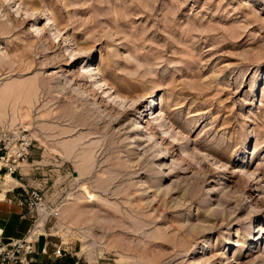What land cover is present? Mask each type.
Instances as JSON below:
<instances>
[{
    "label": "rangeland",
    "instance_id": "rangeland-1",
    "mask_svg": "<svg viewBox=\"0 0 264 264\" xmlns=\"http://www.w3.org/2000/svg\"><path fill=\"white\" fill-rule=\"evenodd\" d=\"M21 122L0 199L40 188L82 264H264V0H0V138Z\"/></svg>",
    "mask_w": 264,
    "mask_h": 264
},
{
    "label": "built area",
    "instance_id": "built-area-1",
    "mask_svg": "<svg viewBox=\"0 0 264 264\" xmlns=\"http://www.w3.org/2000/svg\"><path fill=\"white\" fill-rule=\"evenodd\" d=\"M34 146V137L30 127L21 122L13 131L5 132L0 138V173L17 175L29 159ZM25 193L20 197L18 204L26 208L29 212L38 215L58 217V206L46 202L44 193L38 187L25 188ZM36 228V227H35ZM33 229L25 237L12 239L5 242L0 237V264H20L22 256H26L34 251L35 237L38 233ZM56 254L62 255V249L57 248Z\"/></svg>",
    "mask_w": 264,
    "mask_h": 264
},
{
    "label": "crops",
    "instance_id": "crops-1",
    "mask_svg": "<svg viewBox=\"0 0 264 264\" xmlns=\"http://www.w3.org/2000/svg\"><path fill=\"white\" fill-rule=\"evenodd\" d=\"M3 196L0 199V237L5 242L25 237L34 229L30 215L24 207L8 199L7 193ZM39 228H42L39 229L41 235L35 237L34 251L22 256L20 264H82V255L72 251L71 245H64V241L60 243L58 235L49 232V228H44V225ZM57 248L62 249V255L56 254Z\"/></svg>",
    "mask_w": 264,
    "mask_h": 264
},
{
    "label": "bare ground",
    "instance_id": "bare-ground-1",
    "mask_svg": "<svg viewBox=\"0 0 264 264\" xmlns=\"http://www.w3.org/2000/svg\"><path fill=\"white\" fill-rule=\"evenodd\" d=\"M33 14V13H32ZM32 14H30L31 16H32ZM35 14V13H34ZM29 15V14H28ZM29 15V17L30 18H28V16L27 17H25V18H23V19H26V18H28V19H26L24 22H29L30 20H33L32 19V17ZM17 19V18H16ZM15 19V20H16ZM34 19H37V17L36 18H34ZM13 20V19H12ZM18 20V19H17ZM21 20V19H20ZM52 22V21H51ZM20 23V22H19ZM54 24V23H53ZM21 25V24H20ZM34 34H36V33H34ZM40 36H41V34H40ZM41 42V41H40ZM35 51V50H34ZM79 51L81 52V53H83V52H86L85 50H84V48H82V47H80L79 48ZM84 54V53H83ZM95 71L96 72H93L92 74H91V77H93V76H95V74L96 73H98V71H97V69H95ZM97 77V76H96ZM96 77H93V78H96ZM92 79V78H91ZM107 83H105V85H106ZM98 93V91H96L95 90V92H94V95H96ZM156 98V97H155ZM152 100V99H151ZM152 102H154V101H152ZM151 109V108H150ZM141 117H139V119H137L135 122H134V124H133V127H132V131L135 133V137L139 140V141H141V142H144V141H149V139L148 138H150V136L148 137V138H146V137H144L143 136V132L142 133H139V132H137V131H139L140 129H143L145 126H144V120L142 119H140ZM102 120H104V118H102ZM146 123V122H145ZM146 125V124H145ZM146 130V129H145ZM147 134L149 133V132H146ZM146 136V135H145ZM136 139V140H137ZM165 148H162L161 149V151H160V153L158 154L159 156H161V157H165ZM159 156H157V157H159ZM26 166V165H25ZM24 166V167H25ZM23 167V168H24ZM8 177H13L12 175H9V174H6ZM60 214V213H59ZM41 218H43V219H45L46 220V217L45 216H41ZM40 226H42L39 222H37V226H36V231H39V227Z\"/></svg>",
    "mask_w": 264,
    "mask_h": 264
}]
</instances>
